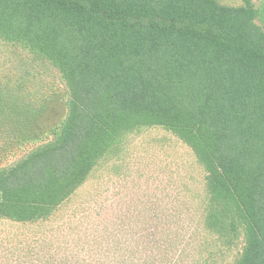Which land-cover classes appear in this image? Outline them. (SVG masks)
<instances>
[{
  "label": "trees",
  "instance_id": "trees-1",
  "mask_svg": "<svg viewBox=\"0 0 264 264\" xmlns=\"http://www.w3.org/2000/svg\"><path fill=\"white\" fill-rule=\"evenodd\" d=\"M238 1L0 0V41L67 88L53 120L54 96L0 82V164L37 144L0 166V219L48 220L127 136L160 127L207 173L204 263L264 264V3Z\"/></svg>",
  "mask_w": 264,
  "mask_h": 264
},
{
  "label": "rangeland",
  "instance_id": "rangeland-1",
  "mask_svg": "<svg viewBox=\"0 0 264 264\" xmlns=\"http://www.w3.org/2000/svg\"><path fill=\"white\" fill-rule=\"evenodd\" d=\"M263 3L254 0L257 7ZM22 80L29 91L55 97L53 120L65 115L67 88L59 71L0 41V82ZM206 175L193 151L173 133L160 127L133 133L120 153L97 168L48 220L0 219V264H205L200 222ZM155 244L168 248L154 249ZM160 249L164 262L151 261ZM234 257L227 252L217 264H233Z\"/></svg>",
  "mask_w": 264,
  "mask_h": 264
}]
</instances>
